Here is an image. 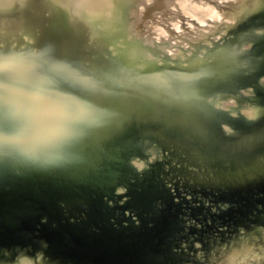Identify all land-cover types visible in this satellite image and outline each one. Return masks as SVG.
<instances>
[{
	"label": "water",
	"instance_id": "obj_1",
	"mask_svg": "<svg viewBox=\"0 0 264 264\" xmlns=\"http://www.w3.org/2000/svg\"><path fill=\"white\" fill-rule=\"evenodd\" d=\"M0 264H264V0H0Z\"/></svg>",
	"mask_w": 264,
	"mask_h": 264
},
{
	"label": "flooded vegetation",
	"instance_id": "obj_2",
	"mask_svg": "<svg viewBox=\"0 0 264 264\" xmlns=\"http://www.w3.org/2000/svg\"><path fill=\"white\" fill-rule=\"evenodd\" d=\"M230 47H231V45H230ZM216 49H219V47H215V49H213L214 51H212L211 52V54H209V57L208 58H206V59H204V58H199L198 59V61H195L194 62V64H191V65H189V67L190 68H195V67H198V68H200L199 70H205V69H207L208 71H209V67H208V65H209V63L211 64V65H209L211 68H214V67H224L223 65L226 63L225 61L226 60H228V59H230V60H232L233 59V56L231 55V54H225V52L227 53V51L229 50L230 51V48H228V49H224L223 50V48H220L221 50V52H223L224 53V55H222V56H218V51H216ZM231 52V51H230ZM229 52V53H230ZM228 55H230V57L228 58L227 56ZM218 58V59H217ZM223 58V60L224 61H222L221 59ZM217 61H220V62H224V64L223 65H221V63H217ZM184 63H189V62H186V61H183ZM183 63V64H184ZM208 64V65H205V64ZM204 64V65H203ZM232 64V63H231ZM186 66H188V64L186 65ZM185 66L183 65V66H180V67H178V68H184ZM232 67H233V64H232ZM224 69H226V67L225 68H223V69H221V71L220 70H218L217 72H216V74L215 75H217V76H219V78L217 77V78H212V80H204L203 81V85H204V87L207 89V87L208 86H210V90H212V88H211V86L213 85V86H215V84L219 81V79H220V77H222V75L224 74V73H222V71L224 70ZM193 70H196V69H193ZM213 76V75H212ZM220 84H222L223 86H225V90H227V89H230L231 88V91H232V94H233V90H232V88H233V85H228V81H222ZM212 86V87H213ZM217 92V91H216ZM215 92V93H216ZM209 96L212 94V92L211 93H207ZM216 96H214V97H212V99L211 100H213L214 98H215ZM232 97V96H231ZM206 100L208 101V99H207V96H206ZM232 104V103H231ZM212 109L215 111H212L213 112V115H233L231 112L229 113V112H227V113H224V112H222L219 108H216V107H213L212 106ZM220 111H219V110ZM216 113V114H215Z\"/></svg>",
	"mask_w": 264,
	"mask_h": 264
}]
</instances>
